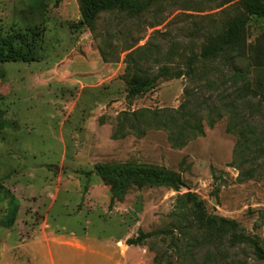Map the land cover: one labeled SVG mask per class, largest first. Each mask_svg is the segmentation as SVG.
Wrapping results in <instances>:
<instances>
[{"label": "rangeland", "instance_id": "rangeland-1", "mask_svg": "<svg viewBox=\"0 0 264 264\" xmlns=\"http://www.w3.org/2000/svg\"><path fill=\"white\" fill-rule=\"evenodd\" d=\"M245 15L241 0H155L139 17L102 13L92 30L80 24L78 0H0V35L23 36L19 47L34 56L0 62V183L18 200L17 218L5 228L10 199L0 195V245L5 232L13 246L32 232L76 233L86 249L53 244L57 264L60 256L67 264H113L115 244L146 232L152 237L127 253L131 264H264L253 246L264 249V20L254 19L246 33L251 71L239 100L244 83H233L228 61L201 59ZM137 48L135 59L152 76L161 67L186 71L192 57L196 74L160 78L149 92L130 95L126 55ZM233 100L237 124L256 142L239 160L237 136L227 131L232 112L223 108ZM134 112L145 116L136 121ZM180 112L195 116L204 135L177 147L164 127L145 128L155 114V124L174 127L173 116L183 125ZM127 163L178 173L183 184L132 187L110 206L111 185L96 167ZM187 193L203 201L207 218L234 221L246 240L215 239L184 204Z\"/></svg>", "mask_w": 264, "mask_h": 264}, {"label": "trees", "instance_id": "trees-1", "mask_svg": "<svg viewBox=\"0 0 264 264\" xmlns=\"http://www.w3.org/2000/svg\"><path fill=\"white\" fill-rule=\"evenodd\" d=\"M155 0H148L147 2H141L139 0H78L80 4V11L82 19L81 25L87 26L94 30L97 20L100 15L105 12H109L114 8L119 9L121 12H126L132 17H139L144 14L150 7L151 3ZM246 10V15L239 20L233 21L229 24L227 30L219 36L213 38L211 44L202 52L201 59L204 61H216L224 58L228 61L229 68L231 69V77L233 83L242 82V86L236 89V100H239L242 93L247 89V76L250 73V60L246 55V33L254 19L264 20V1L262 0H241ZM23 36L21 35H0V62H30L34 61L32 55V49L27 46V51H24L19 47L22 42ZM23 45V42H22ZM132 48V47H131ZM129 48V50L131 49ZM137 48L126 55L127 68L126 72L133 75V79L129 84V94L137 95L145 92H149L157 86L160 78H184L194 77L196 74V58L189 59L188 70L180 71L177 73L170 72L166 67L159 68L156 75L152 76L150 70L142 68L138 61L135 59L137 54H140L143 50ZM140 51V52H139ZM103 56L107 59V55L102 51ZM239 60V61H237ZM247 60V66L244 68H238V63L245 62ZM249 60V61H248ZM183 108V104L181 105ZM223 108L232 112L231 121L227 131L234 133L237 136L236 147V159L239 160L243 157V153L246 148H249L255 141L251 143L246 137L244 130L237 124V118H239L240 111L236 101H232L223 106ZM151 113L148 111L147 114ZM184 118L183 125L176 124V118L173 116H167V120L174 127L167 126L166 122L157 121L156 114L153 118L143 120L145 122V128L150 127H164L169 132L170 141L177 147H182L188 143V141L196 138L197 136L204 135L203 127L200 123L196 122L195 116L181 115ZM136 121H140L141 117L145 116L143 112L131 114ZM129 117V114H126ZM215 122L211 120L210 125L214 126ZM134 131H140L137 125L131 124ZM260 152H263L260 148ZM243 175L244 173L241 172ZM251 173V172H249ZM96 174L101 177L106 183L111 185V202L110 206H114L117 202H122L127 192L132 187L143 189L145 187L152 186H169L175 190H179L183 184L182 176L178 173L171 171L149 167L141 164L127 163L119 165H98L96 167ZM248 177V174H244ZM3 194L6 198L10 199V210L8 215L2 220L1 225L5 228L13 226L18 215V200L14 197L10 190L0 183V195ZM185 205H191L192 209L196 210V215L203 226L208 229H213L217 233L215 239H223L227 234L231 233V240L233 242L244 241L245 237L239 236L237 226L234 221L226 218L212 217L207 218L203 209V201L195 194L187 193L181 196ZM152 233L139 232L137 237H132L127 240L128 245H144L145 240L152 237ZM255 254L257 258L264 261V249L253 242ZM156 262L160 263L156 258Z\"/></svg>", "mask_w": 264, "mask_h": 264}, {"label": "crops", "instance_id": "crops-1", "mask_svg": "<svg viewBox=\"0 0 264 264\" xmlns=\"http://www.w3.org/2000/svg\"><path fill=\"white\" fill-rule=\"evenodd\" d=\"M5 241L0 245V260L1 264H57L56 255L53 249V244L65 247H72L75 249L85 250L86 246L76 233H72L71 238H65L62 235H58L54 232H32V239L28 238L24 240L20 245H12L9 241L10 233L5 232ZM119 247L115 244L113 264H131L127 259V253L132 247H141L143 245H128L127 242L125 246L120 242ZM123 246V249L120 247ZM19 250L24 254L25 259L15 258L13 250ZM61 264H67L63 260V256H60ZM63 262V263H62ZM151 264H156L153 261Z\"/></svg>", "mask_w": 264, "mask_h": 264}]
</instances>
